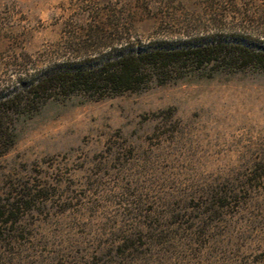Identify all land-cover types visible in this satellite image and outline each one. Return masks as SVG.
Instances as JSON below:
<instances>
[{
    "label": "rangeland",
    "instance_id": "rangeland-1",
    "mask_svg": "<svg viewBox=\"0 0 264 264\" xmlns=\"http://www.w3.org/2000/svg\"><path fill=\"white\" fill-rule=\"evenodd\" d=\"M98 27L143 41L222 30L264 47V0H0V84L17 57L54 58ZM89 262L264 264V71L20 116L0 155V264Z\"/></svg>",
    "mask_w": 264,
    "mask_h": 264
},
{
    "label": "trees",
    "instance_id": "trees-1",
    "mask_svg": "<svg viewBox=\"0 0 264 264\" xmlns=\"http://www.w3.org/2000/svg\"><path fill=\"white\" fill-rule=\"evenodd\" d=\"M93 30L94 35L78 37L82 41L74 42L77 48L57 52L54 58L41 62L26 55L10 64L9 78L0 84V155L15 142L20 116L33 115L54 99L97 100L196 72L264 71V47L243 37L224 36L222 30L148 41L122 32L107 40L99 27ZM21 206L19 199L2 204L5 221Z\"/></svg>",
    "mask_w": 264,
    "mask_h": 264
}]
</instances>
